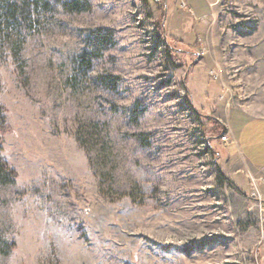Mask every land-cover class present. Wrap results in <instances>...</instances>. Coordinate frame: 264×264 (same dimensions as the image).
Wrapping results in <instances>:
<instances>
[{"label": "rangeland", "instance_id": "obj_1", "mask_svg": "<svg viewBox=\"0 0 264 264\" xmlns=\"http://www.w3.org/2000/svg\"><path fill=\"white\" fill-rule=\"evenodd\" d=\"M64 1L0 18V155L16 172L0 264H264V167L242 164L239 189L202 132L205 116L226 132L234 109L264 117V0H209L194 37L172 22L193 19L185 0ZM202 55L211 108L195 110Z\"/></svg>", "mask_w": 264, "mask_h": 264}, {"label": "crops", "instance_id": "obj_2", "mask_svg": "<svg viewBox=\"0 0 264 264\" xmlns=\"http://www.w3.org/2000/svg\"><path fill=\"white\" fill-rule=\"evenodd\" d=\"M208 1L209 0H185L187 6L192 10V20L187 18V16L185 17V13H180L179 16L184 14L181 18L176 13H172V22L176 21L180 27L182 35H184L186 31L189 33L190 37H194L196 35V32L190 33L189 31L198 30V28H193V25L200 26L202 24V22L195 24V18L199 19L200 17L208 15V10H210ZM170 3L176 4L178 7L179 0H166L164 2V10H167V12L168 10H173L170 9ZM179 10H182L187 14H192L190 13V10L180 8ZM167 12L165 14L164 25H166L167 19H169ZM165 30L168 32V35L181 38V36L170 33L167 28H165ZM211 62L212 61L209 56L202 55L200 59L188 70L186 88L191 98L190 102L195 110H199V108L202 110H208L211 108V106L207 104L206 98L211 95L212 86L207 80H204L201 88H199V82L201 79H199L197 76L198 74L194 71V69H196L199 65H204L207 69L211 66ZM201 98H205V102L202 103ZM234 111L230 112V116L227 117V121L225 120L227 124L228 140L225 142H219L220 148L218 149V153L219 159L223 160L225 164L228 165L227 167L231 166L232 168L229 170L231 175L229 177L231 181L239 189H242V186L240 185L243 182L240 178L241 168L243 166L242 164H244L247 169H258L264 167V117L244 116L242 111H238L236 109H234ZM232 118L234 123L231 121ZM257 138H261V141H256ZM240 149L244 152V154L241 153Z\"/></svg>", "mask_w": 264, "mask_h": 264}, {"label": "trees", "instance_id": "obj_3", "mask_svg": "<svg viewBox=\"0 0 264 264\" xmlns=\"http://www.w3.org/2000/svg\"><path fill=\"white\" fill-rule=\"evenodd\" d=\"M26 0H0V18L9 21V24L13 26L17 21L19 15H22L25 12V8L27 6ZM44 6L49 5L48 2H44ZM90 4L88 0H66L62 2V8L67 12H80L83 10H88ZM157 37L161 41L164 39V34L161 33L160 29L157 31ZM168 43L171 45L174 42L179 43L178 40L171 36L165 37ZM169 46V45H168ZM167 53H171L170 50H166ZM81 57H84V53L81 54ZM178 65V63H175ZM195 111V110H194ZM2 112V108L0 106V114ZM196 112V111H195ZM196 112V116H197ZM207 124L202 128V132L206 136L207 139L212 140L214 138H219L222 134H225L224 125L217 119L209 118L205 116ZM9 130V125L0 118V145H1V136ZM1 149V146H0ZM222 176V174H221ZM16 177V172L14 169L10 168L5 160L2 159L0 155V184L11 183ZM11 248L14 247V244H11Z\"/></svg>", "mask_w": 264, "mask_h": 264}, {"label": "built area", "instance_id": "obj_4", "mask_svg": "<svg viewBox=\"0 0 264 264\" xmlns=\"http://www.w3.org/2000/svg\"><path fill=\"white\" fill-rule=\"evenodd\" d=\"M153 1L159 3V2H163L164 0H153ZM179 6H180L181 8H183V7L185 6L183 0H179ZM210 72H212V71H210ZM212 73H213V72H212ZM227 140H228V134H227V132H226L225 134H222V135L219 137V141H220V142H225V141H227Z\"/></svg>", "mask_w": 264, "mask_h": 264}, {"label": "bare ground", "instance_id": "obj_5", "mask_svg": "<svg viewBox=\"0 0 264 264\" xmlns=\"http://www.w3.org/2000/svg\"><path fill=\"white\" fill-rule=\"evenodd\" d=\"M194 109V108H193Z\"/></svg>", "mask_w": 264, "mask_h": 264}]
</instances>
